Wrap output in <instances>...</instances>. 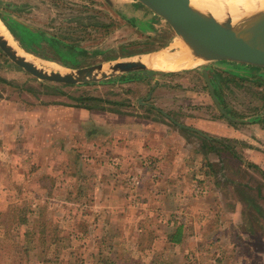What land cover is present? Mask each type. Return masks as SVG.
<instances>
[{
  "label": "rangeland",
  "instance_id": "obj_1",
  "mask_svg": "<svg viewBox=\"0 0 264 264\" xmlns=\"http://www.w3.org/2000/svg\"><path fill=\"white\" fill-rule=\"evenodd\" d=\"M0 15L56 36L48 58L13 37L50 73L181 41L137 0H0ZM149 74L46 82L0 49V264H264V68Z\"/></svg>",
  "mask_w": 264,
  "mask_h": 264
},
{
  "label": "water",
  "instance_id": "obj_2",
  "mask_svg": "<svg viewBox=\"0 0 264 264\" xmlns=\"http://www.w3.org/2000/svg\"><path fill=\"white\" fill-rule=\"evenodd\" d=\"M137 1L164 19L192 49V54L204 62H231L264 68V12L248 20L241 19L235 25L232 18L227 17L219 22L212 15L193 9L190 0ZM0 49L33 77L52 83L82 84L98 81L100 75L101 78H108L117 73H132L147 68L140 60L127 58L126 62L114 64L110 69L111 74L103 71V63L79 68L71 73H50L20 56L1 34Z\"/></svg>",
  "mask_w": 264,
  "mask_h": 264
},
{
  "label": "bare ground",
  "instance_id": "obj_3",
  "mask_svg": "<svg viewBox=\"0 0 264 264\" xmlns=\"http://www.w3.org/2000/svg\"><path fill=\"white\" fill-rule=\"evenodd\" d=\"M190 5L193 9L199 12L212 15L219 22L224 21L227 17L232 18L235 25L241 19L248 20L255 17L257 14L264 12V0H190ZM0 34L9 42L10 46H12L20 56L26 58L37 67L42 68L39 65V62H35L32 58L26 55L27 53L22 52L19 50L20 48H17L12 35L1 21ZM174 47L175 51L152 52V54L141 59V61L150 69L164 72L194 69L204 63L203 59L195 57L192 54V49L189 48L182 40L180 43L174 45ZM157 65L165 67H158ZM112 66L113 65H109L107 70L104 66L103 71L106 72L110 70ZM42 69L47 70L45 67ZM63 71H61V73H66Z\"/></svg>",
  "mask_w": 264,
  "mask_h": 264
},
{
  "label": "trees",
  "instance_id": "obj_4",
  "mask_svg": "<svg viewBox=\"0 0 264 264\" xmlns=\"http://www.w3.org/2000/svg\"><path fill=\"white\" fill-rule=\"evenodd\" d=\"M0 19H2L1 16H0ZM2 21L5 23L7 28L10 30V32L12 33L14 38H16L18 41H20V45L22 46V48H24V50H26V51H28L30 53H33V54H36V55H39V56H42V57H46L45 55L42 54L43 52H40V48H38V47H40L39 43L42 44L41 40H43V39L46 40V42H50L52 45H54V42L52 41V39L56 40V36H54V35L51 36L46 31H43L41 29H34L31 26L23 25L22 23L17 22L15 20L13 22L15 23L16 27H18V29H13L3 19H2ZM52 45H49L50 48L54 47ZM58 52H62V50H58ZM129 56H134V53L129 54ZM46 58H48V57H46ZM108 60H111V59H108ZM61 64H63L64 66H66L68 68H73V67L76 66V64H73L71 62H64V61H62ZM251 68L252 69H260L259 67H254V66H251ZM172 74H174V73H172ZM204 140L206 142H209V138H205ZM249 165L252 166V167H256L254 164H251V163ZM15 211L22 212V211H19V210H15ZM176 228H177L176 232L174 234H172V235L170 234L168 236L169 241L171 243H173V244L181 243L183 241V238H184V235H183V224H180ZM193 258L195 260H197L196 257H193ZM195 260H194V262L196 263Z\"/></svg>",
  "mask_w": 264,
  "mask_h": 264
},
{
  "label": "crops",
  "instance_id": "obj_5",
  "mask_svg": "<svg viewBox=\"0 0 264 264\" xmlns=\"http://www.w3.org/2000/svg\"><path fill=\"white\" fill-rule=\"evenodd\" d=\"M139 7V6H138ZM1 16V15H0ZM2 17V19L5 21V22H7L6 21V18L4 17V16H1ZM2 19L0 20L2 23H4L3 21H2ZM5 24V23H4ZM9 24V23H8ZM10 25V24H9ZM6 26V25H5ZM7 27V26H6ZM8 29V28H7ZM14 29V28H13ZM8 31L10 32V30L8 29ZM22 32V31H21ZM10 34L12 35V33L10 32ZM12 37H14L13 35H12ZM149 51H147V52H145V53H142V55L140 56L138 53H134V58H138L139 56H140V58L141 59H143V58H146L147 56H149L150 54H152V53H148ZM133 58V59H134ZM152 63H154L153 61H151ZM158 66V65H157ZM161 65H159L158 67H160ZM161 67H165V66H161ZM181 68V67H180ZM185 68V67H184ZM187 68H193V67H187ZM149 70H150V68H146V69H144V70H140V71H135L134 72V76H146V78H149V76H150V74H149ZM177 70H179V69H177ZM176 125H178L177 123H176ZM179 126H181V127H183L184 128V126L183 125H179ZM145 142H146V144L148 143V137H146V140H145ZM146 150H147V152H145V153H148V148H146Z\"/></svg>",
  "mask_w": 264,
  "mask_h": 264
}]
</instances>
